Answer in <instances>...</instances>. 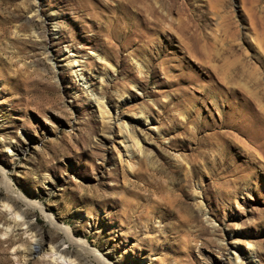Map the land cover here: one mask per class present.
Returning <instances> with one entry per match:
<instances>
[{
	"label": "rangeland",
	"instance_id": "obj_1",
	"mask_svg": "<svg viewBox=\"0 0 264 264\" xmlns=\"http://www.w3.org/2000/svg\"><path fill=\"white\" fill-rule=\"evenodd\" d=\"M1 171L116 264H264V0H0Z\"/></svg>",
	"mask_w": 264,
	"mask_h": 264
},
{
	"label": "bare ground",
	"instance_id": "obj_2",
	"mask_svg": "<svg viewBox=\"0 0 264 264\" xmlns=\"http://www.w3.org/2000/svg\"><path fill=\"white\" fill-rule=\"evenodd\" d=\"M97 58L103 60L99 55ZM97 99L95 102L99 111L108 115L105 105ZM143 117L147 122V116L143 115ZM113 120L117 122L118 118L115 116ZM117 129L121 142H124V152L128 154V157L137 154L136 151L139 153L141 151L140 140L134 131L124 123H118ZM5 144L7 149L14 147L10 142ZM1 174L0 219L5 216V221H0V239L3 238L2 242L5 245H10V251L17 261L22 255L23 261L37 257L42 264H116L109 259L110 252H102L93 247L86 238L75 236L69 226L60 223L53 215L48 214L43 206L34 201L35 199H27L15 191L5 173L1 171ZM37 210L47 224L46 234L38 232V235L33 232L35 229L37 231L41 229L37 228L31 219ZM21 236H24L23 240ZM252 249L250 247L249 250L254 253ZM232 254L227 260L228 264H245L236 252ZM18 262L17 264L25 263Z\"/></svg>",
	"mask_w": 264,
	"mask_h": 264
}]
</instances>
